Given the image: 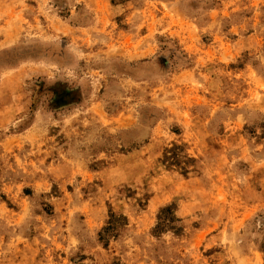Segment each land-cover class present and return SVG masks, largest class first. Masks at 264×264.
Segmentation results:
<instances>
[{"label": "rangeland", "instance_id": "1", "mask_svg": "<svg viewBox=\"0 0 264 264\" xmlns=\"http://www.w3.org/2000/svg\"><path fill=\"white\" fill-rule=\"evenodd\" d=\"M0 264H264V0H0Z\"/></svg>", "mask_w": 264, "mask_h": 264}, {"label": "trees", "instance_id": "2", "mask_svg": "<svg viewBox=\"0 0 264 264\" xmlns=\"http://www.w3.org/2000/svg\"><path fill=\"white\" fill-rule=\"evenodd\" d=\"M116 226H117V220H116V217H114V215H113L111 218V221H110V225H109V227L106 228L105 231L107 232V234H109L110 231L114 230ZM103 236H104V234L101 235V237H103Z\"/></svg>", "mask_w": 264, "mask_h": 264}]
</instances>
